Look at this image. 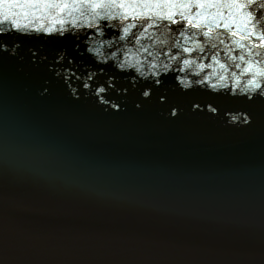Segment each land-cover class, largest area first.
Here are the masks:
<instances>
[{"label":"water","instance_id":"obj_1","mask_svg":"<svg viewBox=\"0 0 264 264\" xmlns=\"http://www.w3.org/2000/svg\"><path fill=\"white\" fill-rule=\"evenodd\" d=\"M147 14L136 9L138 17ZM38 16L19 20L31 27L51 24ZM133 23L140 21L120 26ZM0 27V42L20 44L15 55L0 51V256L11 264H264V102L184 90L175 76L194 80L198 64L211 62L199 50L184 54L196 61L187 74L173 72L163 85L132 80L139 78L136 68L145 76L152 71L141 46L167 51L179 40L192 47L204 29H180L192 37L185 42L164 25L136 44L143 29L130 27L136 35L117 37L124 55L115 61V49L105 44L96 59L112 63L98 79L115 80L104 105L75 77L64 80L102 67L81 55L73 38ZM199 42L207 49L217 41ZM61 50L66 59L58 62ZM120 62L128 65L124 72L115 68ZM212 72L223 74L213 65L200 77ZM208 102L220 106L219 115L207 111ZM174 107L177 116L170 114ZM225 109L250 111L251 123L229 124Z\"/></svg>","mask_w":264,"mask_h":264},{"label":"snow or ice","instance_id":"obj_2","mask_svg":"<svg viewBox=\"0 0 264 264\" xmlns=\"http://www.w3.org/2000/svg\"><path fill=\"white\" fill-rule=\"evenodd\" d=\"M137 8L146 10L148 14L138 17ZM37 14L40 20L50 19L51 24L46 26L41 23L39 26L31 27V21L22 24L19 20V17H35ZM65 16L71 19L66 20ZM137 19L140 23L120 26ZM0 24H10V30H14L19 35L30 36L35 33L51 39L73 38L76 41V50L81 55L91 56L94 63L102 67L96 71L87 70L79 75L71 72L70 75H63L64 80L68 82L75 77L77 81L82 82L85 90L94 92L99 102L104 105L110 103L106 96L109 89L114 87L115 76L110 75L106 80H100L98 76L104 73L103 66L117 60L118 54L124 55L117 37L119 41H125L126 37L135 36L134 31L130 32V27L143 29L140 37L135 40L136 44H140V39L144 38V33L149 29L159 30L164 25L170 32L179 31L180 38L185 42L192 40V37L186 36L185 31L180 29H204L202 36L197 38L192 47L182 46L179 40L169 46L167 51L161 49L153 52L150 51V47L141 46L152 71L149 76H145L141 69L136 68L139 78L132 76L133 82L151 80L155 85H163L165 78L173 72L187 74L186 70L196 61L184 58V54L190 56L199 50L201 56H204L205 60L210 59L211 62L198 64L199 72L193 74L197 77L194 80L182 79L180 75L175 76L184 90L210 89L208 93L210 95L215 93V96L242 99L249 104L264 102V0H0ZM173 25L177 28L172 29ZM4 33L5 29L0 27V34ZM109 33L114 35L109 37ZM220 34H223V38H220ZM97 38L103 43H96ZM203 39L217 42L209 43L206 49L199 42ZM105 44L108 50L115 49L111 51L112 61L107 58L96 59L101 55V48ZM19 47L20 44H15L9 48L0 42V51L11 52L13 55ZM218 48L220 51H216ZM127 51L131 52V49ZM206 51L208 55H205ZM213 52L215 55L212 54ZM220 55L225 56L231 63L221 62L218 58ZM162 58L181 61L182 67L180 64L170 67ZM65 59L66 52L61 50L58 53V62H63ZM68 64L76 67L71 59ZM213 65H218L223 70V74L212 72L211 75L201 78L200 73L206 68L211 69ZM127 67L126 62L115 64V68L120 72H124ZM56 75L60 76L61 72L56 71ZM93 84L98 86L93 87ZM70 85L72 94L76 95L77 87H72L69 83L68 86ZM150 93L151 89H146L142 95L147 98L150 97ZM111 107L115 109L119 105L111 102ZM206 108L213 115H219L221 112L220 106L212 102H208ZM193 109H201L200 103H194ZM179 111V108L174 107L170 114L177 116ZM225 112L230 114L227 119L229 124L251 123L250 111L225 109ZM210 264H252V262L221 260Z\"/></svg>","mask_w":264,"mask_h":264},{"label":"clouds","instance_id":"obj_3","mask_svg":"<svg viewBox=\"0 0 264 264\" xmlns=\"http://www.w3.org/2000/svg\"><path fill=\"white\" fill-rule=\"evenodd\" d=\"M69 88H71V85L69 86ZM113 103H115V102L113 101ZM0 264H11V262L8 259H6L5 257L0 256Z\"/></svg>","mask_w":264,"mask_h":264}]
</instances>
